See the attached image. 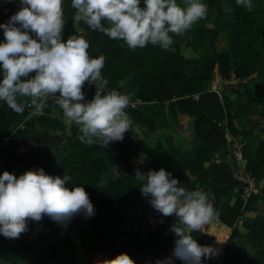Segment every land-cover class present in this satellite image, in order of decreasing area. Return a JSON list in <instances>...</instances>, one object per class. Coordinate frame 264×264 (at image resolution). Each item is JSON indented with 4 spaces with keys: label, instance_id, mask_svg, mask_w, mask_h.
I'll use <instances>...</instances> for the list:
<instances>
[{
    "label": "trees",
    "instance_id": "obj_1",
    "mask_svg": "<svg viewBox=\"0 0 264 264\" xmlns=\"http://www.w3.org/2000/svg\"><path fill=\"white\" fill-rule=\"evenodd\" d=\"M220 1L201 0L208 7L207 16L184 35L170 34L173 50L148 44L133 51L123 41L111 40L83 21L76 24L71 0H62L70 34L88 41L91 57H105L101 74L108 81L106 91L116 89L128 96L135 92L139 102L126 109L132 123L155 132L189 119L193 139L188 147L171 143L165 147L157 142L135 162L144 146L142 140L131 135L132 123L122 140L106 147L88 145L78 139L80 133L75 124L69 127L64 122L59 107L55 108V115L52 109H46L25 120L26 108L17 113L0 101V172L19 177L28 170L42 168L53 177H71L67 182L70 189L83 187L94 214L73 216L63 228L73 242L71 233L87 226L89 232L82 242L87 251L104 253L108 259L126 253L134 264H184L173 255L177 239L172 231L175 216H162L151 206L150 197L146 198L155 221L136 218L127 223L129 205L140 191L134 177L136 171L147 173L163 168L187 190L205 192L218 214L201 231L191 233L199 245H210L219 253L217 257H202V264H264V215L258 211L259 203H264V186L252 191L244 202L233 191L238 184L231 173L215 161L216 152L222 147L233 154L234 142L228 134L240 136L248 139L245 144L240 141L246 158L245 171L252 177L264 178V138L252 139V130L242 125L258 105L264 104V0L252 1V11L229 0L231 8L218 23L216 18L221 11L216 13V7ZM186 2L177 0L181 7ZM20 6V0H0V24L6 23ZM209 21L213 26H208ZM103 23L107 26L106 21ZM220 33L225 41L221 49L217 46ZM29 35L37 39L34 33ZM0 42H4L2 28ZM183 46L191 49V56L183 54ZM215 73L223 80L239 79L245 100L240 97L238 84L231 87L234 96L226 94L225 87L219 93L216 86L206 89ZM84 87L91 100L95 85L85 83ZM23 147L25 151L21 150ZM206 161L209 165L205 167ZM247 212L255 215L246 219ZM242 218L243 231L238 227ZM53 222L45 215L39 221L29 219L27 230L19 238L0 235V264H80L76 245H72L70 257H65L56 243L45 241ZM241 237L251 247L249 254H242L237 248Z\"/></svg>",
    "mask_w": 264,
    "mask_h": 264
},
{
    "label": "clouds",
    "instance_id": "obj_2",
    "mask_svg": "<svg viewBox=\"0 0 264 264\" xmlns=\"http://www.w3.org/2000/svg\"><path fill=\"white\" fill-rule=\"evenodd\" d=\"M236 3L248 11L254 7L252 0ZM20 4L9 20L0 24L4 35V42H0V101L17 113L30 107L32 115H40L51 99L69 127H78L82 143L106 147L122 140L132 123L126 112L130 97L116 89L106 91L108 81L101 74L105 57H91L83 36L62 39V0H20ZM71 7L76 24L83 21L109 39L123 41L133 51L148 44L173 50L170 34H186L208 13L201 0H187L184 7L177 0H143V6L141 0H71ZM85 83L96 87L93 98L86 102L82 90ZM134 177L141 194L150 197L157 212L176 217L173 255L184 264H202V257L218 255L215 248L199 245L191 236L218 215L205 192L187 190L163 168L147 173L137 170ZM70 179L68 175L53 177L42 168L19 177L8 171L0 174V235L19 238L27 230L29 219L39 221L45 215L60 224L76 215L91 217L94 207L87 192L80 186L70 189ZM99 264L134 261L120 253Z\"/></svg>",
    "mask_w": 264,
    "mask_h": 264
},
{
    "label": "rangeland",
    "instance_id": "obj_3",
    "mask_svg": "<svg viewBox=\"0 0 264 264\" xmlns=\"http://www.w3.org/2000/svg\"><path fill=\"white\" fill-rule=\"evenodd\" d=\"M252 1H257V0H252ZM262 1V0H258ZM230 2L229 0H221L219 4L216 7V13L218 11H221V14L219 17L216 18L217 22L220 23L223 20L224 15L230 10ZM224 14V15H222ZM215 24V23H214ZM208 26H213V22L209 21ZM225 44L224 41V36L222 33H220V36L217 40V46L219 49L223 48ZM183 54L185 56H191L192 51L190 48L183 46L182 47ZM239 79H230V80H223L221 79L217 73L213 76L212 82L206 84V89H209L212 86H216L217 92L219 93L223 87L226 88V94H230L231 96H234V93L231 91V87L237 86L239 89L240 97L244 101L245 96L243 95V87L239 85ZM250 82V81H249ZM135 92L133 91L129 97H130V102H136L138 103L139 101L135 98ZM187 121L191 122L189 119ZM262 121H264V104H260L257 107V110L254 114L248 115V117L245 119L244 126H246V129L252 128V126L255 127V132L251 133V138L254 140H258L261 136L262 133H260V129L264 128V123L262 127H258L257 125L262 124ZM251 126V127H250ZM260 128V129H259ZM257 131V132H256ZM135 132V131H134ZM133 132V128L131 129V135H139L140 133H135ZM150 137L144 141L143 143V150L141 151V155L137 157H142L143 153L145 152L146 148H149L153 145H155L157 142H160L162 145L167 147L170 143L176 147H188L190 146L192 142V129L186 128V120L183 121V123H178L173 127L167 128V129H162L159 131H155L149 134ZM175 140V141H173ZM148 146V147H147ZM145 148V149H144ZM26 148H22V151H25ZM219 156L220 157H226L229 161L232 162V153L227 150V154L225 155L224 151L220 150L219 151ZM4 170H1L0 174H2ZM118 172L117 170L113 171V174L116 175ZM105 181L103 180L102 183ZM260 213V212H259ZM261 214V213H260ZM246 219H249L252 217V213H245L244 214ZM155 215L152 213L148 199L141 194V191L138 192V196L135 197L134 201L131 202L129 205V214H128V219L127 223L130 224L131 222H134L136 218H139L145 222H154L155 221ZM243 220H239L238 222V227L241 228L243 231V227L241 226L240 222ZM174 221H176V217L174 218ZM89 232V228L87 226H82L78 228L77 231H75L73 235V241L72 242L64 233V228L63 224L53 222V225L50 229V234L49 236L45 239L47 243H56L57 248L62 256L65 257H70L71 251H72V245H76L77 251H76V256L80 262V264H92V262H95L94 264H99V262L108 259L107 255H104L102 253H99L98 255L96 254L94 257H89L88 251L82 246V242L85 239L86 235ZM243 244V245H242ZM246 240L241 237L238 239L237 245L238 249L242 254H249L251 252L250 247H246Z\"/></svg>",
    "mask_w": 264,
    "mask_h": 264
},
{
    "label": "crops",
    "instance_id": "obj_4",
    "mask_svg": "<svg viewBox=\"0 0 264 264\" xmlns=\"http://www.w3.org/2000/svg\"><path fill=\"white\" fill-rule=\"evenodd\" d=\"M71 29H70V25L66 22V21H64V27H63V32H62V39L63 40H67L68 39V37L69 36H71ZM52 114H57V110L55 109V110H53V113ZM63 120H64V122L68 125V123L66 122V120L63 118ZM183 121L184 120H179V122L178 123H183ZM191 121V120H190ZM178 123H176V124H178ZM237 123V122H236ZM263 123H264V121H262V124H259V125H257L258 127H262V125H263ZM175 126V125H174ZM237 126L239 127V125L237 124ZM191 127V122H189V121H187L186 120V128H190ZM244 127H246V126H244ZM251 127V126H250ZM132 128H133V132H134V134L135 133H140L139 135H137V134H135L134 135V137H136V138H138L139 140H142V142L144 143V141H146L149 137H150V133H152L151 131H148L145 127H142V126H140V125H138L137 123H132ZM131 128V129H132ZM167 129V128H166ZM249 129H251V130H253V132H255L254 130H255V127L254 126H252V128H249ZM260 129V128H259ZM162 130V129H161ZM159 131V130H158ZM157 132V131H156ZM257 132V131H256ZM260 133H262V136L260 137V138H264V128H262V129H260ZM228 139L229 140H232L233 142H234V147H237V145L238 146H240L241 148H242V143L240 142L241 140H242V138L240 137V136H237V137H232L230 134H228ZM173 141H175V140H173ZM243 141V144H245L247 141H248V139H244V140H242ZM148 147V146H147ZM145 149V148H144ZM147 149V148H146ZM146 149H145V152H146ZM220 150H222V151H224V153H225V155L227 154V149L226 148H220V149H218V151L216 152V155H215V161L216 162H218V163H220L222 166H224L230 173H231V175L233 176V178H234V180L237 182V184L238 185H244L245 183H247L250 179H252L253 180V191H257V190H259L261 187H263L264 186V178L263 177H257V178H255V177H252V176H248L246 173H245V171H243V169H241V167H240V165L235 161V159L232 157V162L231 161H229L226 157H220L219 155V151ZM145 152L143 153V155L145 154ZM242 153H243V151H242ZM140 155H141V153H140ZM143 155H142V157H143ZM141 157V158H142ZM245 157V156H244ZM140 160V157H136L135 159H134V161L136 162V161H139ZM209 165V162L208 161H206L205 163H204V166L206 167V166H208ZM262 215H264V203L263 204H261V203H259V210H258ZM247 213H252V217L255 215V212H247ZM176 223V221L174 222V224ZM240 224H241V222H240ZM242 226V225H241ZM240 230H241V228H239ZM73 235H74V232H72L71 233V238H72V240H73ZM245 239V238H244ZM246 240V239H245ZM73 242H75V241H73ZM243 245V244H242ZM245 245V244H244ZM246 247H250V245H249V243H248V241L246 240V245H245ZM237 248H239L238 247V245H237ZM250 249H251V247H250ZM239 250V249H238ZM98 255L99 254V252H95V251H88V255H89V257L91 258V257H94L95 255ZM102 254H104V253H102ZM105 255V254H104ZM91 263L92 264H94L95 262H92L91 261Z\"/></svg>",
    "mask_w": 264,
    "mask_h": 264
},
{
    "label": "built area",
    "instance_id": "obj_5",
    "mask_svg": "<svg viewBox=\"0 0 264 264\" xmlns=\"http://www.w3.org/2000/svg\"><path fill=\"white\" fill-rule=\"evenodd\" d=\"M82 90L85 94V101L84 102L89 101V92H88L87 88L83 87ZM136 104H137L136 102H130L129 106L133 107ZM57 107L58 106L55 105V103L50 99L47 103V106L43 109L42 113H44L46 109H52V113H53V109H55ZM25 108L27 111V116L25 117V120L30 119V118L35 116V115H32V112H33L32 108H30V107H25ZM232 156L235 159V161L240 165L241 169H243V171H245L246 158L244 157V155L242 153V148L240 146L237 145V147L234 148ZM245 173L250 177L249 173H247L246 171H245ZM233 191L235 194H237L245 202L247 200V198L249 197L250 193L253 191V180L250 179L244 185H237V187H235ZM218 255H219V253H218ZM218 255H216V257Z\"/></svg>",
    "mask_w": 264,
    "mask_h": 264
}]
</instances>
